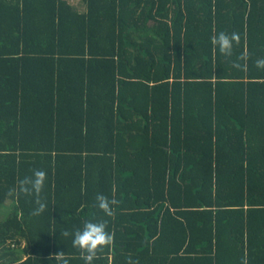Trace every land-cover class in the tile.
Wrapping results in <instances>:
<instances>
[{"label":"trees","instance_id":"trees-1","mask_svg":"<svg viewBox=\"0 0 264 264\" xmlns=\"http://www.w3.org/2000/svg\"><path fill=\"white\" fill-rule=\"evenodd\" d=\"M6 206L0 264H264V0H0Z\"/></svg>","mask_w":264,"mask_h":264},{"label":"clouds","instance_id":"clouds-1","mask_svg":"<svg viewBox=\"0 0 264 264\" xmlns=\"http://www.w3.org/2000/svg\"><path fill=\"white\" fill-rule=\"evenodd\" d=\"M236 39H238L236 34H233L230 38L223 32L214 37L215 42L224 52H229L231 50L232 41ZM45 175V172L42 170L35 171L34 176L36 179L32 182L34 187L38 189L40 186H42ZM25 191H28V189H25ZM97 199L99 201V207L104 209L108 215H111V209L107 198L103 195H100L97 197ZM39 207L42 210L45 205L41 203ZM110 241L111 235L107 231L106 222L88 221L84 223L82 229H78L74 233L73 244L87 253L85 256L86 264H91L95 251L98 248L107 245ZM63 264H68V262L65 260Z\"/></svg>","mask_w":264,"mask_h":264},{"label":"rangeland","instance_id":"rangeland-1","mask_svg":"<svg viewBox=\"0 0 264 264\" xmlns=\"http://www.w3.org/2000/svg\"><path fill=\"white\" fill-rule=\"evenodd\" d=\"M77 1L78 0H72L73 3H76ZM8 210L9 208L7 206L0 209V220L6 216V214L8 213Z\"/></svg>","mask_w":264,"mask_h":264}]
</instances>
